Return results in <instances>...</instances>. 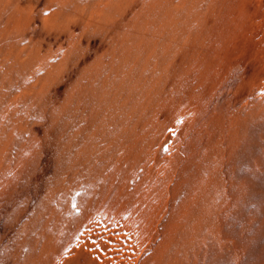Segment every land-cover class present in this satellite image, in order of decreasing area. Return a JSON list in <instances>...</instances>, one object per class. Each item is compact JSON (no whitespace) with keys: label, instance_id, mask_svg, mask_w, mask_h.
Segmentation results:
<instances>
[{"label":"rangeland","instance_id":"rangeland-1","mask_svg":"<svg viewBox=\"0 0 264 264\" xmlns=\"http://www.w3.org/2000/svg\"><path fill=\"white\" fill-rule=\"evenodd\" d=\"M0 264H264V0H0Z\"/></svg>","mask_w":264,"mask_h":264},{"label":"bare ground","instance_id":"bare-ground-1","mask_svg":"<svg viewBox=\"0 0 264 264\" xmlns=\"http://www.w3.org/2000/svg\"><path fill=\"white\" fill-rule=\"evenodd\" d=\"M97 250H99V249H96V251H97ZM99 252H100V250H99ZM101 252H102V251H101ZM97 253H98V251H97ZM96 255H97V254H96Z\"/></svg>","mask_w":264,"mask_h":264}]
</instances>
